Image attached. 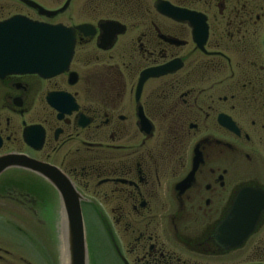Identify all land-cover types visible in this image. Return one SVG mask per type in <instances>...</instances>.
I'll use <instances>...</instances> for the list:
<instances>
[{
  "label": "flooded vegetation",
  "instance_id": "1",
  "mask_svg": "<svg viewBox=\"0 0 264 264\" xmlns=\"http://www.w3.org/2000/svg\"><path fill=\"white\" fill-rule=\"evenodd\" d=\"M29 1L55 14L0 0V22L72 28L74 48L56 76L0 77V159L59 171L82 198L84 227L89 212L112 222L103 232L118 264H264V210L238 246L216 239L237 194L264 196V0ZM157 2L188 14L175 21ZM146 70L158 74L139 84ZM234 155L246 163L238 173ZM58 200L32 170L0 171L2 215L13 201L31 221ZM8 246L0 264H35L31 253L44 262L37 245Z\"/></svg>",
  "mask_w": 264,
  "mask_h": 264
},
{
  "label": "water",
  "instance_id": "2",
  "mask_svg": "<svg viewBox=\"0 0 264 264\" xmlns=\"http://www.w3.org/2000/svg\"><path fill=\"white\" fill-rule=\"evenodd\" d=\"M36 9L39 15L51 17L55 12L47 11L32 1L22 0ZM159 13L180 21L185 11L157 2ZM87 25L76 30L88 34ZM74 48V31L60 24L50 25L31 21L23 16H13L0 22V77L8 74H36L50 78L67 71ZM154 70H146L140 75L139 84L148 77L155 76ZM138 84V85H139ZM233 131L236 132L233 127ZM16 165L32 170L46 179L57 190L62 208V230L66 245V264H88L84 224L80 212L82 198L69 180L55 168L28 159L8 157L0 159V171ZM248 196H252L248 198ZM252 204H256L252 207ZM264 210V196L260 192L242 190L237 194L226 220L217 230V241L222 246L236 247L250 234L260 212ZM233 221V232L227 233Z\"/></svg>",
  "mask_w": 264,
  "mask_h": 264
},
{
  "label": "rangeland",
  "instance_id": "3",
  "mask_svg": "<svg viewBox=\"0 0 264 264\" xmlns=\"http://www.w3.org/2000/svg\"><path fill=\"white\" fill-rule=\"evenodd\" d=\"M35 1L39 3L42 7L47 9L57 6L59 3H54L53 0ZM82 2L83 0H75L74 4H80ZM61 18L63 20L66 19L65 16ZM244 164L239 157L234 155V173H238L239 166ZM251 166H253L251 167V170L254 169L255 173L259 175L260 171L258 170V163L255 161V163H253ZM243 169L244 166L242 170ZM11 185L10 192L14 193L15 197H19L24 200L22 194H19L21 192L20 187H15L17 185ZM45 196L46 194L42 193V200H39L40 203L42 202L41 208L43 209L47 206L44 202V199L46 198ZM12 202H8V209L5 216L2 215L4 205H0V244L9 245L7 249L10 252H13L14 255H19L18 251L15 252L13 250H20L23 254L24 249H28V247H31V243L33 245H37V249L40 248L39 253H41V256H43L44 258L43 262L42 257L38 255H34L33 257L31 253L30 256L34 259L31 260L32 262L35 261V264H60V235L62 228L60 201L58 200V202H56V206L55 204L53 205V209L50 214H48L47 212L46 214H44V212L39 208L42 212L38 217L31 218V221L23 217V215H21L22 210L16 209L15 207V204L17 203ZM38 202L36 203V205L33 206L39 207ZM25 203L26 206H30L27 202ZM106 209H108V207ZM98 217L91 214L90 212L85 214V239L87 247V262L88 264H118L109 247L107 238L103 232V230L105 231V229H108L110 227L112 228V222L109 220V218L107 221L103 220L102 218L101 220ZM45 235H49L48 244H46V240L44 238ZM33 237L35 239H33ZM45 245L48 246L45 248Z\"/></svg>",
  "mask_w": 264,
  "mask_h": 264
},
{
  "label": "bare ground",
  "instance_id": "4",
  "mask_svg": "<svg viewBox=\"0 0 264 264\" xmlns=\"http://www.w3.org/2000/svg\"><path fill=\"white\" fill-rule=\"evenodd\" d=\"M62 225V224H61ZM60 264H66L67 262V256H66V245H65V237L64 232L61 228V235H60Z\"/></svg>",
  "mask_w": 264,
  "mask_h": 264
}]
</instances>
